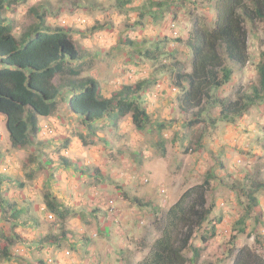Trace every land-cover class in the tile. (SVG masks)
<instances>
[{"label": "rangeland", "instance_id": "1", "mask_svg": "<svg viewBox=\"0 0 264 264\" xmlns=\"http://www.w3.org/2000/svg\"><path fill=\"white\" fill-rule=\"evenodd\" d=\"M214 5L208 0H22L6 10L16 37L40 13L46 26L68 28L89 56L81 77L97 79L104 97L138 84L149 123L140 132L130 116L116 129L102 121L91 136L68 111L63 90L57 113L39 118L33 145L14 149L0 114V175L10 180L0 185V257L4 249L10 256L0 264H139L159 236L166 212L206 174L212 208L207 221L215 223L218 236L208 241L197 264H233L243 247L264 260V189L255 194L259 204L250 212L247 232L231 242L236 222L248 210L250 184L264 183V103L235 123L223 120L218 107L202 105L199 124L192 122L195 110L180 109L186 85L176 74L180 66L191 71L194 19L203 16L210 28ZM246 28L245 68L222 53L233 76L213 92L231 103L258 82L264 24L256 23L254 32L249 24ZM65 78L54 82L61 85Z\"/></svg>", "mask_w": 264, "mask_h": 264}, {"label": "trees", "instance_id": "2", "mask_svg": "<svg viewBox=\"0 0 264 264\" xmlns=\"http://www.w3.org/2000/svg\"><path fill=\"white\" fill-rule=\"evenodd\" d=\"M19 1L22 0H0V114L4 117L11 147L23 149L33 145L41 130L39 118L57 113L58 98L63 90L69 97L66 100L68 111L81 119L91 136L96 135L95 125L99 122L104 121L105 125L116 129L127 116L131 117L135 130L144 131L149 114L140 105L142 88L138 84L126 85L114 95L104 97L97 79L81 77L88 54L78 49L68 28L46 26L44 13L36 14L37 22L16 37L6 10L13 9ZM211 1L215 3L211 27L203 16L194 19L192 38L196 44L191 47V71L180 66L176 74L178 83L186 85L180 109L195 110L192 122L199 124L204 112L202 105L218 107L223 120L235 123L247 116L253 106L264 103V51L260 52V61L255 65L257 85L251 87V93L238 97L233 103L213 94L233 76L221 54L238 69L245 68L248 62L246 24L250 25L251 32L256 23L264 24V0H208L209 5ZM57 76L66 77L61 85L54 82ZM162 128L163 125H158L159 130ZM80 140L84 145L82 136ZM6 182L10 180L0 175V185ZM209 188L210 176L206 174L201 184L188 188L180 196L166 212L159 236L139 264H197L208 241L216 235L215 223L207 221L212 209L207 206ZM260 189H264V183L250 184L248 210L235 224L232 243L247 232L250 212L259 204L255 194ZM47 205L53 209L51 203ZM206 222L209 228L204 229ZM51 238H47L49 244ZM140 243L143 246L145 240ZM185 252L191 256L187 258ZM2 258L10 259L6 249ZM233 264H264V260L249 247H243L236 252Z\"/></svg>", "mask_w": 264, "mask_h": 264}, {"label": "crops", "instance_id": "3", "mask_svg": "<svg viewBox=\"0 0 264 264\" xmlns=\"http://www.w3.org/2000/svg\"><path fill=\"white\" fill-rule=\"evenodd\" d=\"M69 98V97H68ZM67 101H68V99H67ZM66 105H67V103H66ZM42 120L44 119H46V120H48V119H50L49 117L48 118H41ZM44 122V121H43ZM39 124H40V120H39ZM216 235L218 236V232L216 231ZM141 262V261H140Z\"/></svg>", "mask_w": 264, "mask_h": 264}, {"label": "built area", "instance_id": "4", "mask_svg": "<svg viewBox=\"0 0 264 264\" xmlns=\"http://www.w3.org/2000/svg\"><path fill=\"white\" fill-rule=\"evenodd\" d=\"M171 27L173 28V26H171ZM173 33H174V35H177L175 31H174ZM112 203H113V202H111V204H112ZM48 218H49V219H51V218H52V216H51V215H49V216H48Z\"/></svg>", "mask_w": 264, "mask_h": 264}]
</instances>
